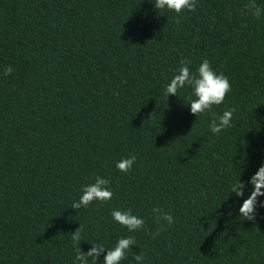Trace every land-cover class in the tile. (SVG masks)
Returning a JSON list of instances; mask_svg holds the SVG:
<instances>
[{
    "label": "trees",
    "instance_id": "trees-1",
    "mask_svg": "<svg viewBox=\"0 0 264 264\" xmlns=\"http://www.w3.org/2000/svg\"><path fill=\"white\" fill-rule=\"evenodd\" d=\"M247 3L197 0L177 25L154 0H0V264H73L79 224L83 252L133 236L121 264L141 252L143 264H264V207L239 216L264 164V15H241ZM183 58L228 77L212 111L234 107L232 127L214 135L187 86L165 95ZM97 176L112 199L71 208ZM238 178L242 197L229 194ZM154 206L174 220L156 237ZM114 209L144 227L129 232Z\"/></svg>",
    "mask_w": 264,
    "mask_h": 264
},
{
    "label": "clouds",
    "instance_id": "clouds-1",
    "mask_svg": "<svg viewBox=\"0 0 264 264\" xmlns=\"http://www.w3.org/2000/svg\"><path fill=\"white\" fill-rule=\"evenodd\" d=\"M154 7L160 13L165 11L175 12V23L180 24L179 16L185 11L195 12L197 8V0H154ZM250 14L253 17L259 18L264 15V8H261L256 0H248V3L241 10V15ZM192 61L188 58L180 60V67L175 70V74L170 82L166 85L165 95L177 96L178 90L190 88V112L198 117L199 115L210 112L212 119L209 123L210 131L216 135L222 130L232 127L233 114L236 109L229 108L224 111L222 115H217L212 111L213 106H218L224 102L226 94L231 91V85L228 77L223 73L217 74L211 67L209 60L204 58L199 64L196 72L193 73L189 68ZM13 72L11 66H7L3 70V75L8 76ZM136 163V156L132 155L127 158L121 159L116 163V168L124 173L129 172L133 165ZM110 181L108 179L95 177V182L83 186L81 189L82 195L79 200L71 205L73 209L87 208L91 203H107L113 197L112 191L109 190L108 185ZM248 185H251L250 194L243 200L239 208V216L243 217V220L254 221L256 217L257 207H264V201H259L258 198L264 196V164H262L254 175L247 181ZM246 184L239 180L230 185V193H234L237 197L244 195ZM154 217V223L156 224V230L152 233L153 237L159 236L161 232L167 229V226L174 223L171 213L165 212L161 207L154 206L152 208ZM111 216L114 222L118 223L123 228H126L129 232H135L144 227L145 221L132 214L131 209L126 211L113 210ZM84 226L79 224V227L71 233V241L75 248V259L73 264H97V259L101 254L103 256V264H121L126 258L127 253L131 249V246L136 244V240L133 236L118 239L115 246L111 249H105L101 244L89 243L91 248L87 252L81 251L79 244L84 241L82 233ZM134 260L137 264H143L145 259L144 253L134 255Z\"/></svg>",
    "mask_w": 264,
    "mask_h": 264
}]
</instances>
